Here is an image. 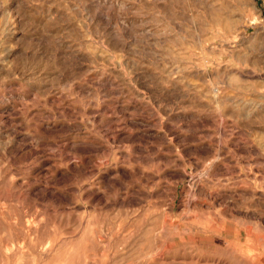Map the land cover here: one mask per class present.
I'll return each mask as SVG.
<instances>
[{"label": "rangeland", "instance_id": "374dc122", "mask_svg": "<svg viewBox=\"0 0 264 264\" xmlns=\"http://www.w3.org/2000/svg\"><path fill=\"white\" fill-rule=\"evenodd\" d=\"M0 264H264V0H0Z\"/></svg>", "mask_w": 264, "mask_h": 264}]
</instances>
